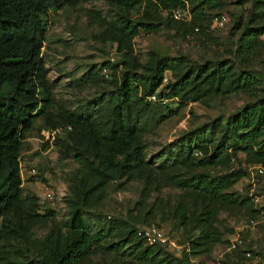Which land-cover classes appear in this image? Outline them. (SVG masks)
<instances>
[{"label":"trees","instance_id":"obj_1","mask_svg":"<svg viewBox=\"0 0 264 264\" xmlns=\"http://www.w3.org/2000/svg\"><path fill=\"white\" fill-rule=\"evenodd\" d=\"M246 1L252 2L249 15L243 22L236 12L232 32L240 29L235 54L247 62L264 34V0L235 4ZM80 2L0 0V264H88L98 251L127 254L142 264H184L186 252L178 257L159 245L146 244L128 221L91 217L88 208L106 197L111 182L121 179L144 180L143 194L178 188L183 193L175 213L183 226L198 230L189 241L190 253L209 251L221 241L215 226L219 209L259 213L252 208L251 196L229 191L246 177L245 169L215 174L210 170L230 167L240 153L249 163L264 165V96L184 132L153 160L146 156L143 135L190 102L233 93L252 95L259 80L232 59L193 63L183 54L150 52L141 64L133 54V39L141 32H156L161 26L202 29L211 11L222 8L225 0H113L119 11L107 25L100 22L96 39L115 45L120 58L92 65L76 79V85L99 84L106 80L101 70L108 67L113 87L80 109L63 105L53 111L55 81L49 80L42 55L47 17ZM141 6L142 15L131 18V11ZM187 6L189 21L173 17V11ZM119 66L123 68L117 77ZM167 72L170 78L164 82ZM39 120L41 129L65 131L54 142L79 164L70 178V212L64 222L56 221L54 209L40 210L39 197L22 188V145ZM48 222L49 231L36 237L35 229Z\"/></svg>","mask_w":264,"mask_h":264},{"label":"rangeland","instance_id":"obj_2","mask_svg":"<svg viewBox=\"0 0 264 264\" xmlns=\"http://www.w3.org/2000/svg\"><path fill=\"white\" fill-rule=\"evenodd\" d=\"M236 0H225L222 8L211 11V18L203 28L193 31L161 26L156 32H141L133 39V54L141 64H145L150 52L160 55H186L193 63L207 59H232L240 70L255 75L259 85L252 95L233 93L224 97L215 96L206 101L188 103L178 114L168 118L149 132L143 139L147 144L146 156L153 160L165 145L173 142L184 132L206 123L220 114L227 115L239 109L245 102L264 96V34L259 48L246 61L235 54V41L240 29L232 32L234 15L241 13L244 22L251 10L252 2L235 4ZM144 7L132 10L131 18L142 15ZM184 21L191 18L188 6L179 9ZM113 0H81L76 7L65 6L47 17V39L42 55L49 69L48 78L55 81L56 105L69 110L80 109L89 100L113 87L111 69L105 67L100 74L106 79L99 84L76 85V79L92 65H100L107 60L117 61L120 54L115 45L104 44L96 39L102 30L100 22L107 25L118 13ZM210 12V11H209ZM219 14V15H217ZM122 66L118 67L116 76ZM107 74V75H106ZM170 78L166 73L164 82ZM151 100H156L149 97ZM169 102L164 100L162 103ZM52 138L43 134L40 120L30 130L23 141L20 166L24 193H34L39 197L40 210L52 208L56 221L64 222L69 217L70 178L79 164L66 153V150ZM197 156H200L198 153ZM241 167L247 171L246 177L238 181L229 191L249 195L253 209H219L215 226L221 234V241L206 252L190 253L189 241L198 233L197 229L183 226L175 213L182 190L175 187H161L143 194L145 183L142 179H121L111 182L106 197L88 208V216H99L105 220L122 219L136 227L146 244H155L180 257L187 254L184 264H264V165L246 161L240 153L230 167L211 169L212 173H223L228 169ZM196 169L195 171H198ZM188 201V200H187ZM38 226L34 233L43 237L50 229V223ZM155 231L160 239L148 240L143 232ZM127 252V249H125ZM88 264H142L126 255L112 251L94 253Z\"/></svg>","mask_w":264,"mask_h":264},{"label":"built area","instance_id":"obj_3","mask_svg":"<svg viewBox=\"0 0 264 264\" xmlns=\"http://www.w3.org/2000/svg\"><path fill=\"white\" fill-rule=\"evenodd\" d=\"M173 17L176 18V19H184V14L182 11L180 10H176V11H173ZM107 75V74H106ZM152 98H154V96H152ZM43 134L46 136V138L49 136H51L52 138L54 137L55 134H57L59 132V129H56V130H43ZM143 235L148 239V240H153V241H156V240H159L160 238L157 236L159 235L157 232L155 231H150V230H146L143 232Z\"/></svg>","mask_w":264,"mask_h":264},{"label":"clouds","instance_id":"obj_4","mask_svg":"<svg viewBox=\"0 0 264 264\" xmlns=\"http://www.w3.org/2000/svg\"><path fill=\"white\" fill-rule=\"evenodd\" d=\"M43 130H49V129H42V131H43ZM55 130H56V129H55ZM51 131H53V130H51ZM60 132H61V130L59 129V132H58V133H60ZM58 133H57V134H58Z\"/></svg>","mask_w":264,"mask_h":264}]
</instances>
